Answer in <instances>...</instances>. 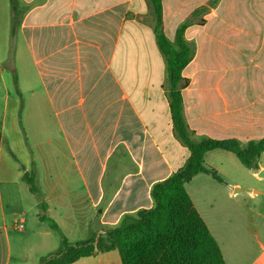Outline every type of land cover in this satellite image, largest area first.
<instances>
[{"label":"crops","instance_id":"0c3cea01","mask_svg":"<svg viewBox=\"0 0 264 264\" xmlns=\"http://www.w3.org/2000/svg\"><path fill=\"white\" fill-rule=\"evenodd\" d=\"M161 7L165 37L172 41L185 24L193 48L180 91L191 138H263L264 0H161ZM0 83V264L12 260L11 234L25 227L35 234L39 210L25 205V172L35 173L46 215L79 222L87 239L151 208L152 186L189 156L173 131L147 0H0ZM230 155L208 151L204 166L239 172ZM248 170L264 175L259 164ZM219 177L199 173L185 183L194 208L225 264H264V189L218 200L209 194L219 193L214 183H233ZM70 264L121 263L114 250Z\"/></svg>","mask_w":264,"mask_h":264},{"label":"trees","instance_id":"16d2710c","mask_svg":"<svg viewBox=\"0 0 264 264\" xmlns=\"http://www.w3.org/2000/svg\"><path fill=\"white\" fill-rule=\"evenodd\" d=\"M154 19L157 47L165 62L166 96L176 138L187 147L185 163L163 181L155 183L150 191L153 206L125 215L119 223L102 235L70 244L62 236L63 249L41 258L40 264H70L82 257L108 251H117L121 264H225L220 249L194 208L185 183L196 174L210 175L221 182L217 173L204 166L208 151L223 150L233 154L248 169H257V161L264 153V137L241 144L235 139L201 138L193 140L182 115L181 72L189 63L193 48L183 37L182 24L174 39L168 40L162 32L161 0H147ZM22 178L28 190L36 196L38 219L48 221L53 230L56 223L45 217L46 204L36 187L35 173L30 170Z\"/></svg>","mask_w":264,"mask_h":264},{"label":"rangeland","instance_id":"374dc122","mask_svg":"<svg viewBox=\"0 0 264 264\" xmlns=\"http://www.w3.org/2000/svg\"><path fill=\"white\" fill-rule=\"evenodd\" d=\"M138 64V62H135ZM24 70H28V67ZM24 77L20 76L21 88L24 89L25 85H27L24 81ZM6 84L11 89V86H13V77H7L6 76ZM2 90V84L0 83V92ZM1 98H0V118L2 117L1 113ZM10 110H8L9 113ZM28 113L29 110H25L23 114V119H25V114ZM9 135V134H8ZM29 139L31 136H28ZM30 143V142H27ZM234 158L235 162L238 164L240 171L237 172L233 168H229L226 171L218 170L217 174L220 176V173H224L230 178H232L233 183H231L230 188L224 184H217L219 193H210L214 198H217L218 200L222 199H228L231 202V199H242L244 198L247 189L254 188L256 190L264 189V177L261 178H255L251 175V172L248 170V168L244 167L238 159L235 158V156L230 155ZM21 161V160H20ZM22 162V161H21ZM224 165L227 166L226 162L223 161ZM257 164L264 167V153L259 158ZM27 169L28 167L25 166ZM29 172V171H28ZM27 172V173H28ZM21 186L23 191V196L25 200V205L29 209L30 207H34V204L37 203L36 196L32 194L28 190V185L24 179L21 180ZM37 189L42 191L40 185L36 183ZM209 188L207 189V191ZM40 191V192H41ZM212 199V198H211ZM37 206V204H36ZM220 205L216 207L215 209H219ZM39 212V211H38ZM28 213V210H27ZM46 218L54 221L56 225L58 226V230H53L49 227L48 221H38L35 222V234H29L28 230L29 227L24 228V232L22 234H17L16 232L11 234V245H12V260L10 264H40V260L43 257H46L50 254H54L56 251L63 249V245L61 243L62 236L67 240L68 243H71L73 241L80 242L81 240L85 239L87 236L83 232L81 233L80 230H82V226H79V222L73 223L68 221H63V218H58L59 222L55 220V218H52L51 216H47L46 213H43ZM38 217V216H37ZM71 225H74V228ZM74 231L78 235H76L74 238H69V236L65 237V235H69V231ZM42 231H47V234H41ZM74 239V240H73ZM20 259H23L22 263H20Z\"/></svg>","mask_w":264,"mask_h":264},{"label":"water","instance_id":"95a60500","mask_svg":"<svg viewBox=\"0 0 264 264\" xmlns=\"http://www.w3.org/2000/svg\"><path fill=\"white\" fill-rule=\"evenodd\" d=\"M258 176H259V177H264V175H263L262 172H260V171L258 172Z\"/></svg>","mask_w":264,"mask_h":264}]
</instances>
